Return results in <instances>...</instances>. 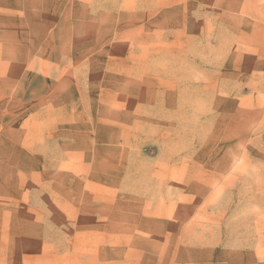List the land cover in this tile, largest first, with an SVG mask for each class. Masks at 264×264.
<instances>
[{
	"label": "rangeland",
	"instance_id": "374dc122",
	"mask_svg": "<svg viewBox=\"0 0 264 264\" xmlns=\"http://www.w3.org/2000/svg\"><path fill=\"white\" fill-rule=\"evenodd\" d=\"M0 264H264V0H0Z\"/></svg>",
	"mask_w": 264,
	"mask_h": 264
}]
</instances>
